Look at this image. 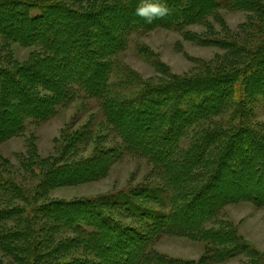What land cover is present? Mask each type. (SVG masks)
I'll return each instance as SVG.
<instances>
[{
    "label": "trees",
    "instance_id": "obj_1",
    "mask_svg": "<svg viewBox=\"0 0 264 264\" xmlns=\"http://www.w3.org/2000/svg\"><path fill=\"white\" fill-rule=\"evenodd\" d=\"M139 3L0 0V143L25 136L30 125L51 120L80 98L94 99L100 113L80 127L74 120L48 157L40 156L30 135L26 155L18 156L28 183L0 154V250L11 260L0 258V264H86L82 259L104 254L107 264H151L158 240L179 233L207 240L210 258L244 254L262 264V254L222 219L227 203L218 200L228 181L246 186L243 195L264 206V126L255 119L264 110V0H167L166 18L147 24L136 16L117 35L104 31L106 40L96 38L99 27L106 28L103 13L135 15ZM221 7L250 13L240 28L247 38L214 40L227 55L203 67L202 76L146 80L124 64L116 67L132 33L153 26L181 32L193 24L210 32L208 16L222 23ZM54 17L67 20L56 28ZM61 31L66 35L58 41ZM14 44L36 52L21 62ZM62 52L76 57L56 87L48 73L59 70ZM233 149L241 155L233 162L242 166L239 174L228 169ZM127 156L147 159L158 179L97 198H50L60 186L103 178ZM83 171L91 172L74 177ZM154 264L177 263L160 258Z\"/></svg>",
    "mask_w": 264,
    "mask_h": 264
},
{
    "label": "rangeland",
    "instance_id": "obj_2",
    "mask_svg": "<svg viewBox=\"0 0 264 264\" xmlns=\"http://www.w3.org/2000/svg\"><path fill=\"white\" fill-rule=\"evenodd\" d=\"M125 12L127 14L103 13L101 18L106 28L101 30L99 27L96 38L104 41L106 40V35L104 36L103 34L104 31H108L115 36L117 35L118 28L122 29L127 24L137 21V15ZM249 15L250 13L244 10H228L221 7L219 16L222 19V23L214 18L215 16H208L207 21L211 25L210 32L203 24H193L187 27L186 31L181 32L162 26H153L146 33H132L127 39L124 50L115 58L116 67L121 70V65L124 64L146 80L167 77L168 75L180 77L197 75L195 77L197 78L205 73L202 70L206 65L212 64L227 55L225 50L217 46L216 40H235V42L239 43H241L240 39L243 42L246 40L247 36L240 31V28L246 23ZM128 19L131 22L126 23L125 21ZM53 20V24L57 28L67 19L54 17ZM86 22L90 25V21ZM87 23L83 25L84 28L87 27ZM59 29H62L61 26ZM73 32L74 28H71L68 34L71 36ZM55 35L56 40L60 41L62 36L64 37L66 34H62L61 31V33L56 32ZM96 42L98 43L97 40ZM12 48L16 58L21 62L27 61L30 55L36 52V47H23L19 44H14ZM100 51L101 49L96 53V62L98 61L97 56H99ZM61 55H65V57L58 68L59 70L52 74L48 73L51 76L50 80L53 82L52 84L56 87V84L65 80L68 74L72 72L68 69L71 65L69 62L76 57L74 55L70 57V54L66 52H62ZM41 69L43 70V68ZM119 75L121 76V74ZM33 79L32 81H39L37 77ZM42 94L50 95V93L46 94V92ZM97 112L96 116L100 113L94 99H77L66 108L60 109L51 120L38 125H30L25 136L12 138L0 143V154L6 157L21 174L18 156L21 154L26 155L27 142L30 135L35 136L40 156H51L56 150V140H60L64 130L74 120L76 121V127H80L92 117V114ZM255 119L259 124L264 126V110L259 111ZM71 130L73 131V129ZM236 153L233 149V154L229 159V164L233 167L228 169H235L237 171L236 174H239V168L242 166H234L233 162L240 161L241 155H236ZM95 169L93 171L97 172L98 170ZM154 169V165L147 159L127 156L109 165L103 178L85 181V183L74 186H60L52 191L50 198L63 202H71L78 199L97 198L109 193L120 192L129 187L139 185L143 181L151 182L158 179L156 173H154ZM224 171H227V168H223L220 175H223ZM90 172L83 171L74 175V177L85 176ZM21 175L22 177H26L25 183H28L27 175L25 173ZM225 175L229 178L227 173ZM221 180L223 179L219 178L218 180V184L220 185L222 184ZM224 182L225 184L222 185L226 191V195L222 193V196L218 200L221 203H227L223 210L222 219L228 220L233 225L242 241L249 243L262 254V264H264V206L261 207L252 202L249 197L243 195L248 190L246 186L243 189H239L238 186H233L228 181ZM227 198H229V202H227ZM209 227L211 226L209 225ZM219 246L224 249L228 248L227 244L220 243ZM209 249L210 244L203 237L187 236L184 233L170 234L158 240L154 248L157 255L154 258L156 261L160 260V258L165 260L172 259L177 264H251V258L244 254L231 256L225 253L210 258L211 252ZM104 256L106 257L104 254L101 258H95L96 261L94 258L91 259V257L82 260H86V264H107V259ZM0 258L5 263L11 261L4 256L1 250Z\"/></svg>",
    "mask_w": 264,
    "mask_h": 264
},
{
    "label": "clouds",
    "instance_id": "obj_3",
    "mask_svg": "<svg viewBox=\"0 0 264 264\" xmlns=\"http://www.w3.org/2000/svg\"><path fill=\"white\" fill-rule=\"evenodd\" d=\"M167 0H140L135 10V15L144 19L147 24H152L155 20L169 14Z\"/></svg>",
    "mask_w": 264,
    "mask_h": 264
}]
</instances>
